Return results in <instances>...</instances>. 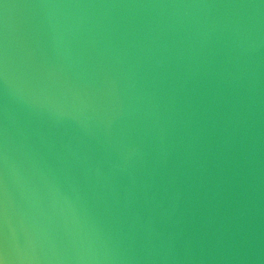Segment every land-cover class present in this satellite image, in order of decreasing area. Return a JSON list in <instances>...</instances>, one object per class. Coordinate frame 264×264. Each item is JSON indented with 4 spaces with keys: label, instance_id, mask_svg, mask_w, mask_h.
<instances>
[{
    "label": "clouds",
    "instance_id": "9594fccd",
    "mask_svg": "<svg viewBox=\"0 0 264 264\" xmlns=\"http://www.w3.org/2000/svg\"><path fill=\"white\" fill-rule=\"evenodd\" d=\"M0 264H264V0H0Z\"/></svg>",
    "mask_w": 264,
    "mask_h": 264
}]
</instances>
